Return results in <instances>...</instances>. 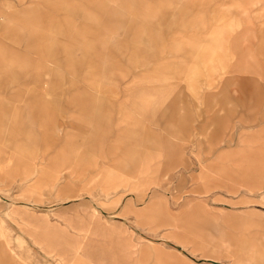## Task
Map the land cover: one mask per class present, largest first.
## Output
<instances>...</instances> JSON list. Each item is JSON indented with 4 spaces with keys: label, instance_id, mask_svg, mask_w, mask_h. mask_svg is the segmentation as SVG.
Masks as SVG:
<instances>
[{
    "label": "rangeland",
    "instance_id": "rangeland-1",
    "mask_svg": "<svg viewBox=\"0 0 264 264\" xmlns=\"http://www.w3.org/2000/svg\"><path fill=\"white\" fill-rule=\"evenodd\" d=\"M263 85L264 0H0V264H264Z\"/></svg>",
    "mask_w": 264,
    "mask_h": 264
},
{
    "label": "crops",
    "instance_id": "crops-1",
    "mask_svg": "<svg viewBox=\"0 0 264 264\" xmlns=\"http://www.w3.org/2000/svg\"><path fill=\"white\" fill-rule=\"evenodd\" d=\"M122 22H124V21H122ZM119 25H120V27L121 26L124 27V24L123 23H119ZM80 26L82 27V29L81 30H77V27L74 24L73 25L72 24H69L68 25V28L65 31H66V33L68 35L71 34L73 32V30H75V33H80L81 34V32L87 31L88 30V27H90V25L87 22L86 23H83ZM124 31L126 33L125 35H131V33H133L135 31V28H134V26L132 24H129L128 25V23H127V26H125ZM79 37H80V35H78L76 38H79ZM142 39H144V37H142ZM135 42H136L135 40L132 42V45L133 46L131 44H129L128 42H124L122 44L120 43L119 44V49L120 48L121 49H124V48H127V47H133L134 48L133 49L134 50V57L133 58H134V61L137 62V61L140 60V58L143 57V55L147 51L144 50V49H141V48L137 49V47H135ZM86 46L88 48H92V46L89 43H87ZM116 47H118V46H116ZM140 50L142 52H139ZM64 52L67 53L66 54V57H69L71 59V57H72L71 52L67 51L66 49H64ZM62 53H63V50H62ZM62 53L58 51L56 53V55H60ZM11 66H12V64H11ZM87 76H88V74H86V76L84 77L85 80L88 79V78H90V76H88V77ZM242 85H244L242 87L245 90L252 87V86H247L245 82L242 83ZM256 86H258V84H256ZM256 86H254V87H256ZM262 87H263V90H264V85ZM246 93L247 92H244L243 95H242V97H247L246 96L247 95ZM249 93H250V91H249ZM253 95L256 96L257 102L260 105L264 103V97L263 96L257 95L256 92H253ZM238 100H244V99L243 98H239ZM48 107L50 108V103H48L44 99L42 100V98L39 95H36L34 98L30 99L29 101H26V102L20 103V104L19 103L18 104H16V103H1L0 104V116L2 118H7L8 116L12 115V116H16L15 118H17V117H19V115H21V113H25L29 117H33V118L35 117L36 118V117H38V115L40 113L44 112L45 109H47ZM248 117H249V119H251L252 118V115L248 114ZM30 143L31 142H29L28 144H30ZM13 144L15 146H19L20 141L19 142L18 141H14ZM15 157H16V159L18 161L19 158H17V156L11 155V154L8 155V156H4L2 158V160L3 161L10 162V161H13L15 159ZM168 225H171L174 228H176V226L178 227V224H176V222H168ZM234 255L236 257V261H237L238 264H246L245 262H243V258H242L243 257V254H242V252H241L240 249H236L234 251ZM262 256H264V255H262ZM60 258H64L66 260V258H65L64 255L63 256H60ZM72 258L75 261L80 262L82 264H93L95 262L94 261V257L87 250H84V251L76 250V251H74L73 254H72V256H71V259ZM216 258L219 259V257H216ZM257 264H261V263H257Z\"/></svg>",
    "mask_w": 264,
    "mask_h": 264
}]
</instances>
